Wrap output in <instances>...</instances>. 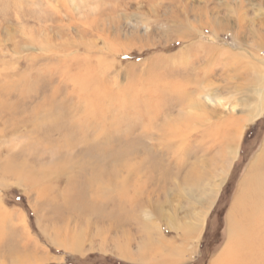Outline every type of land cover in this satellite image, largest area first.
Listing matches in <instances>:
<instances>
[{
    "label": "rangeland",
    "instance_id": "374dc122",
    "mask_svg": "<svg viewBox=\"0 0 264 264\" xmlns=\"http://www.w3.org/2000/svg\"><path fill=\"white\" fill-rule=\"evenodd\" d=\"M257 58L264 0H0V264H211L264 140ZM212 115L239 131L203 207Z\"/></svg>",
    "mask_w": 264,
    "mask_h": 264
},
{
    "label": "bare ground",
    "instance_id": "6f19581e",
    "mask_svg": "<svg viewBox=\"0 0 264 264\" xmlns=\"http://www.w3.org/2000/svg\"><path fill=\"white\" fill-rule=\"evenodd\" d=\"M257 62L261 63L262 69L264 70V59L257 58ZM202 99L204 101L208 100L211 102V100H209L210 99L209 94H204L202 96ZM194 104L192 106H194ZM233 109H234L233 107L230 108V110ZM260 112L261 109H259L258 111L253 109L252 119L258 117ZM153 116L154 115H152L151 117ZM211 117L212 119L209 118L210 120L206 124V128H205L206 132H204L203 135L207 137V140H210L209 141L211 142L209 145L210 147L218 145L220 146V148H222V152H221L222 161L220 162L218 160V163H220L218 166L219 168L218 169L214 168L217 178L208 185L209 187L206 188V191L202 194L203 196L202 204L204 203L203 207H207L208 204L213 203L212 200L213 194H215L214 193L215 191L219 190L221 184L224 181L223 173L227 168V161L231 157H233V155L235 156L236 154V149L234 148V145L239 131L238 129L239 127L237 126V123L234 119H230L227 117L220 118L219 116L217 117L215 115H212ZM190 129L192 128H190L189 125L186 124V121L181 122L180 120L179 123L175 125V128L170 129V133L168 132L164 134L163 138H165V136L166 137L170 136L171 138L177 137L173 139L183 142L186 139V137L191 136L190 133L184 135L183 132L185 130L190 131ZM169 139L170 138H166V141H168ZM215 155L217 156V154ZM77 198H79V196ZM262 199L264 200V140L262 142V147L260 149L259 154H257L255 158L250 162L245 177L239 183L237 194L235 198H233L232 206L228 212L227 220L229 222L231 221V223H229L228 226V241L226 242V245L223 247L219 255L211 264H251L249 259L257 258L258 260L261 257L263 258L262 254L264 248V235L260 237L261 239H263L262 241L253 240L254 237H256L257 232L264 228V226H261L255 230L253 229V226L259 221H261L263 210L258 205V200H262ZM77 203H78V199H74L70 202V205L73 206ZM203 213L204 211L200 212V215L203 216ZM166 214H167L166 221L170 227H173L174 223L177 224V222H175L176 221L174 217L175 215L172 216L168 213ZM199 219L200 218L198 214L197 217L194 219V221L191 223V226L187 230L188 231L199 230L200 232L202 220L200 219V223H199ZM155 228L156 226L154 227V229ZM186 249L189 250L190 252H193V250H191L192 247L190 245H187ZM68 250L72 253L75 251H80L79 248L74 244H70ZM260 261L262 263L264 262L263 260Z\"/></svg>",
    "mask_w": 264,
    "mask_h": 264
}]
</instances>
